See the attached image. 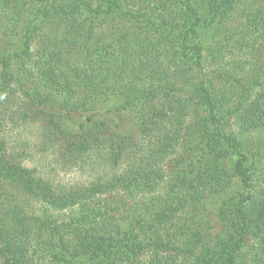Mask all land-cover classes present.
Segmentation results:
<instances>
[{"label":"trees","instance_id":"obj_1","mask_svg":"<svg viewBox=\"0 0 264 264\" xmlns=\"http://www.w3.org/2000/svg\"><path fill=\"white\" fill-rule=\"evenodd\" d=\"M114 1L107 4L108 14L88 27L81 47L85 62L97 66L103 80L95 77L97 85H87L71 71L74 50L57 28L52 40L37 48L34 67L41 89L31 91L11 68L7 41L28 31L37 18H77L73 12L63 18L62 0L58 7L53 0H0V20L28 15L18 31L0 23V236L20 237L34 223L43 227L35 218L26 224L18 199L58 209L98 199L106 211L134 222L126 211L133 194L152 192L169 174L192 170L196 176L173 189L169 208L150 218L140 240L124 248L129 258L134 264H264V194L257 193L253 175L264 171V0L210 5L213 14L228 19L222 47L246 51L252 60L253 78L246 83L202 68L200 47L192 39L195 24L178 26V37L172 35L162 53L163 60L180 58L178 80L161 76L160 63L146 60L139 68L138 59L155 49L158 33L168 32L173 23L151 12L156 0H127L134 11L112 9ZM105 92L116 94L121 104L81 111L57 102L64 95L97 101ZM30 125L38 129L43 152L58 157L61 165H98L104 175L87 185L54 186L40 168L24 165L30 156L25 147L16 149L7 141V128ZM224 150L234 157L232 168L245 195L223 201L219 223L229 236L220 237L206 202L228 185ZM109 241L103 246L110 247ZM0 264H17L2 241Z\"/></svg>","mask_w":264,"mask_h":264},{"label":"rangeland","instance_id":"obj_2","mask_svg":"<svg viewBox=\"0 0 264 264\" xmlns=\"http://www.w3.org/2000/svg\"><path fill=\"white\" fill-rule=\"evenodd\" d=\"M53 1L55 5L59 3V0ZM211 1L214 0H156L151 12L169 19L173 25L168 32L158 33L157 41L153 43L156 50L152 48V51L149 49L142 54L141 59H138V67L143 69L146 60L152 61L154 64H161V74H163L161 76L168 77L169 80L174 76L178 80L176 72L182 65L178 62L180 58L174 54L175 57L163 60L162 53L169 49L171 36L178 37L176 30L178 26L186 23L194 27L195 24L196 36H192V39L200 47L202 68L208 72L244 79V83L251 81L253 63L247 55L248 52L230 53L220 43V39L229 33L230 27L227 24L228 19L223 20L213 14L210 8ZM241 1L245 4L251 3L250 0ZM108 3L109 0H62V4L65 5L63 18H67V15L73 12L77 19H72L71 16L66 20L37 18L32 21L30 29L21 36L10 37L7 41V49L12 57L11 68L18 81L31 91L41 89V81L34 67L37 48L40 44L50 42L57 34V28L62 32V40H66L74 50L68 62L71 71L81 75L87 85H97L94 82L96 78H98L97 82L103 80L101 70L85 62L81 47L88 27L95 24L101 16L108 14L105 11ZM131 4L127 0H115L112 9L134 11ZM188 9H192L193 12H189ZM111 13L113 12L110 11ZM24 17H21L20 21L14 19L11 22L1 19L0 23L4 26L8 24L10 29L18 31ZM77 27L80 32H77ZM103 85L108 89L106 83ZM58 100L61 107L81 111H92L95 108L104 110L121 104V99L111 92L99 95L98 100L92 102L75 101L74 98L66 95L59 97ZM6 135L11 147L16 149L25 147L29 152L28 162L24 165L40 168L45 177L57 188L87 185L104 175V170L98 165H87L82 169L69 168L61 165L58 157L51 152H43L35 125L19 130L7 128ZM224 152L222 164L227 173L228 185L222 193L209 197L206 202L207 209L212 213L211 218L218 223L221 220L219 210L223 201H236L245 195L241 181L232 168L234 157L230 152L225 150ZM253 175L257 193L264 194V171L255 172ZM194 176L196 173L192 170L181 173L180 176L169 174L158 189L133 194V197L128 199L129 207L126 211L130 210L134 222L129 221L125 216L106 211L102 201L98 199L66 209L51 207L32 199H18V203L23 208L22 216L26 219V224L30 223V218H35L41 221L43 227L39 228L40 226L37 227L38 224L34 223L33 229H28L22 236H0V241L10 247L17 264H134L124 248L132 241L140 240V229L146 228L150 218L164 213L169 208L173 189ZM215 225L213 231L215 234L220 237L229 236L224 231L225 226L222 227L220 223ZM93 238H97L100 245L96 244ZM106 240L112 243L110 247L103 246Z\"/></svg>","mask_w":264,"mask_h":264}]
</instances>
